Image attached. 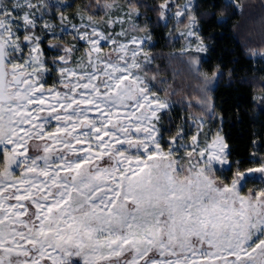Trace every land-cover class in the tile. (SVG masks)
Segmentation results:
<instances>
[{"label":"snow or ice","instance_id":"6c2138e0","mask_svg":"<svg viewBox=\"0 0 264 264\" xmlns=\"http://www.w3.org/2000/svg\"><path fill=\"white\" fill-rule=\"evenodd\" d=\"M142 6L0 0V264H264V152L242 166L203 133L219 116L207 89L219 65L200 73L204 111L165 126L173 105L146 71ZM216 8L150 10L203 52ZM251 99L264 112V88Z\"/></svg>","mask_w":264,"mask_h":264},{"label":"trees","instance_id":"16d2710c","mask_svg":"<svg viewBox=\"0 0 264 264\" xmlns=\"http://www.w3.org/2000/svg\"><path fill=\"white\" fill-rule=\"evenodd\" d=\"M257 1L263 2V5L253 8L250 0H242L245 7L237 10L231 0H197L201 4L215 3L217 11L225 8L222 17L213 15L210 19L201 20L199 35L207 44L206 52L201 53L181 51L185 37L176 35L174 19L168 20V26L163 22L157 23L155 13L150 10L157 0H136L140 5L149 6L140 8L145 13L141 22H147L152 36L150 55L155 57L146 71L156 74V81L160 83H156L155 90L161 96L167 90L173 105L170 112L172 119L170 122L165 119V126L174 127L181 116L187 117L189 113L195 116L204 111L198 99L199 93L204 92L200 73L210 74L219 65L217 76L207 86L219 116L208 118L204 129L207 136L220 130L233 153L232 159H239L242 166H252L250 153L253 151L264 152V112L254 107L251 99L254 91L259 94L264 88V51H261L264 49V21L259 32L253 27L245 28L250 17L264 15V0ZM64 2L81 5L92 0ZM191 55L197 57V64H192ZM204 94H200L201 98ZM184 127L187 131L189 125L185 123ZM253 139H256L255 147ZM255 182L259 181H250L247 187Z\"/></svg>","mask_w":264,"mask_h":264},{"label":"rangeland","instance_id":"374dc122","mask_svg":"<svg viewBox=\"0 0 264 264\" xmlns=\"http://www.w3.org/2000/svg\"><path fill=\"white\" fill-rule=\"evenodd\" d=\"M253 4H252V7L253 8H255V7H257V5L258 4H262L263 2H259V1H257V0H250ZM182 2H183V0H182ZM182 2H180V3H182ZM263 5V4H262ZM175 20V19H174ZM264 21V15H259V16H254V17H250L249 18V21H247L246 22V25H245V28H248V27H253L256 31L258 30V29H260L261 27H263V24H262V22ZM175 23H176V20H175ZM181 28H179V30H177L176 29V35L177 36H180V35H182V36H184L185 37V42H184V44L181 46V51H194V49L193 48H189L188 47V45L189 44H193V45H195V43H196V40H195V37H188L187 36V34H186V32H184V29H183V22H181ZM258 32H259V30H258ZM183 33V34H182ZM257 33V32H256ZM261 34V33H260ZM205 43V42H204ZM149 44H150V41L148 42V44L146 45V48L149 50ZM205 45H206V50H207V44L205 43ZM204 52H206V51H203V52H201V53H204ZM203 89H204V87H202ZM201 93H204L203 91H201L200 93H199V95H198V99L200 100V101H202L203 100V98H201V96H200V94ZM159 94V93H158ZM203 133H205L206 134V130L203 128ZM216 132H219L220 133V130H217V131H215L214 133H212L211 135H209L208 137L210 138L212 135H214ZM220 135H222L221 133H220ZM223 136V135H222ZM259 187L260 186V184H259V182H255V183H253L250 187ZM245 193L247 192V190L246 191H244Z\"/></svg>","mask_w":264,"mask_h":264}]
</instances>
